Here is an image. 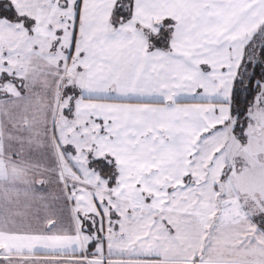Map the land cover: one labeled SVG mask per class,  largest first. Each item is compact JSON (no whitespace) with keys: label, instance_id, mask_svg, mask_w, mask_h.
Here are the masks:
<instances>
[{"label":"snow or ice","instance_id":"6c2138e0","mask_svg":"<svg viewBox=\"0 0 264 264\" xmlns=\"http://www.w3.org/2000/svg\"><path fill=\"white\" fill-rule=\"evenodd\" d=\"M0 264H264V0H0Z\"/></svg>","mask_w":264,"mask_h":264}]
</instances>
